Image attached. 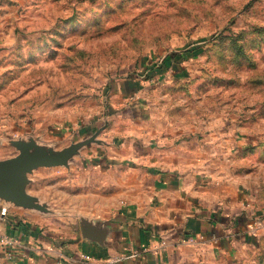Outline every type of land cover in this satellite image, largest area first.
Instances as JSON below:
<instances>
[{"label":"rangeland","instance_id":"obj_1","mask_svg":"<svg viewBox=\"0 0 264 264\" xmlns=\"http://www.w3.org/2000/svg\"><path fill=\"white\" fill-rule=\"evenodd\" d=\"M118 78L142 81L123 104L142 129L193 142L219 194L231 248L182 264H264V0H0L5 134L58 150L89 120L104 131ZM122 140L39 169L29 190L52 225L92 222L98 204L106 220L105 166L136 163L113 160Z\"/></svg>","mask_w":264,"mask_h":264},{"label":"crops","instance_id":"obj_2","mask_svg":"<svg viewBox=\"0 0 264 264\" xmlns=\"http://www.w3.org/2000/svg\"><path fill=\"white\" fill-rule=\"evenodd\" d=\"M141 82L136 78L116 79L114 103H110L115 112L107 113L108 128L104 132L101 127L105 124L96 127L98 118L89 120L73 132L76 138L69 143L82 141L101 129L99 134L104 133L97 135L100 143L109 145L110 138H123L119 149L108 146L114 161L136 160L135 164L128 161L127 165L105 166L113 176L107 181L111 189L107 206L102 208L106 220L100 223L96 219L100 216L98 204L92 209L90 222L100 234L85 236L83 223L54 226L46 211L0 197V264H182L231 248L230 229L225 231L223 216L214 205L219 194L208 189L203 175L197 173L195 144H175L172 137H162L160 131L146 124L142 129L143 123L123 104L139 92ZM4 128V121H0V160L18 153L13 140L25 139L5 134ZM41 168L50 167H36L27 174L26 191L35 197L29 186L43 176Z\"/></svg>","mask_w":264,"mask_h":264},{"label":"water","instance_id":"obj_3","mask_svg":"<svg viewBox=\"0 0 264 264\" xmlns=\"http://www.w3.org/2000/svg\"><path fill=\"white\" fill-rule=\"evenodd\" d=\"M99 130L82 141L71 143L58 150L42 146L33 138L13 140L12 144L18 153L13 157L0 160V197L19 205L46 211L37 197L27 193L26 185L29 182L27 174L40 166H68L70 160L83 146L91 142H99L96 137ZM82 223L85 236L91 238L96 237L94 234H100L90 222L83 220Z\"/></svg>","mask_w":264,"mask_h":264},{"label":"built area","instance_id":"obj_4","mask_svg":"<svg viewBox=\"0 0 264 264\" xmlns=\"http://www.w3.org/2000/svg\"><path fill=\"white\" fill-rule=\"evenodd\" d=\"M7 243H11V241L8 239V240H7Z\"/></svg>","mask_w":264,"mask_h":264}]
</instances>
